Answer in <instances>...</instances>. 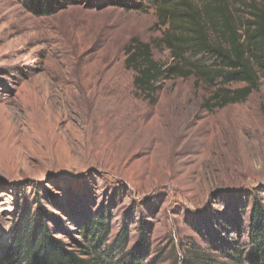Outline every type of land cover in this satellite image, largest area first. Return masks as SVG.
Returning <instances> with one entry per match:
<instances>
[{"label": "rangeland", "instance_id": "rangeland-1", "mask_svg": "<svg viewBox=\"0 0 264 264\" xmlns=\"http://www.w3.org/2000/svg\"><path fill=\"white\" fill-rule=\"evenodd\" d=\"M29 1L0 0V256L38 207L69 245L84 214L110 215V241L128 225V248L146 223V264H221L235 241L247 250L226 224L264 196V74L246 101L213 111L192 77L166 79L150 102L125 66L133 37L161 35L150 0H59L50 15Z\"/></svg>", "mask_w": 264, "mask_h": 264}, {"label": "trees", "instance_id": "trees-1", "mask_svg": "<svg viewBox=\"0 0 264 264\" xmlns=\"http://www.w3.org/2000/svg\"><path fill=\"white\" fill-rule=\"evenodd\" d=\"M150 3L156 8V25L161 35L150 41L135 36L125 48V66L134 72L133 85L140 95L154 102L166 79L192 77L197 85L205 84L212 90L202 106L213 111L244 102L259 90L264 74V0ZM63 5L59 0L29 1L31 12L38 15L53 14ZM156 51L167 52L168 60L158 59ZM189 54L204 58L192 62ZM251 197L247 221L243 213L246 203L243 209L238 206L234 210V218L226 224L234 229L231 233L248 238L247 250L241 248L240 241L232 242L233 252H228L227 260L221 264H264V196L258 192L248 199ZM83 217L81 239L73 238V245H69L55 236L57 229H67L63 230L59 219L50 227V218L42 207L22 213L11 231L9 246L0 256V264H146L151 256L146 223H140L137 240L128 248V225H123L110 241V215L98 211ZM203 258V263L214 264L210 258Z\"/></svg>", "mask_w": 264, "mask_h": 264}]
</instances>
